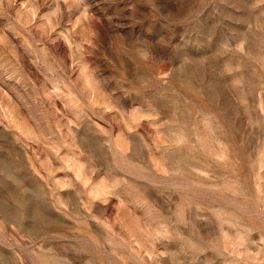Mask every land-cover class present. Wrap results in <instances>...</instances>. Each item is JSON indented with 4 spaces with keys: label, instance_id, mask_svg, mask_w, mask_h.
I'll list each match as a JSON object with an SVG mask.
<instances>
[{
    "label": "rangeland",
    "instance_id": "374dc122",
    "mask_svg": "<svg viewBox=\"0 0 264 264\" xmlns=\"http://www.w3.org/2000/svg\"><path fill=\"white\" fill-rule=\"evenodd\" d=\"M0 264H264V0H0Z\"/></svg>",
    "mask_w": 264,
    "mask_h": 264
}]
</instances>
